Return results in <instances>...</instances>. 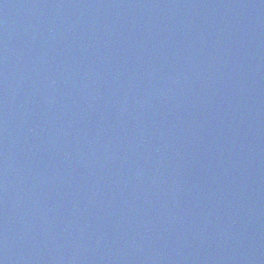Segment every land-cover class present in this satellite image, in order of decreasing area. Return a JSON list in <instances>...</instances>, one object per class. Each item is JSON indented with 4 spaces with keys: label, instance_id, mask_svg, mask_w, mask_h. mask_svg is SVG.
<instances>
[{
    "label": "water",
    "instance_id": "obj_1",
    "mask_svg": "<svg viewBox=\"0 0 264 264\" xmlns=\"http://www.w3.org/2000/svg\"><path fill=\"white\" fill-rule=\"evenodd\" d=\"M0 264H264V0H0Z\"/></svg>",
    "mask_w": 264,
    "mask_h": 264
}]
</instances>
